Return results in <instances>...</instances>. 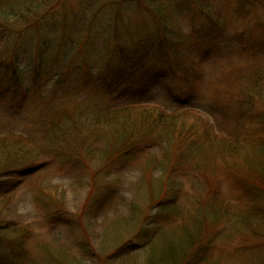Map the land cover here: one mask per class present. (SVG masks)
Masks as SVG:
<instances>
[{
	"label": "rangeland",
	"instance_id": "1",
	"mask_svg": "<svg viewBox=\"0 0 264 264\" xmlns=\"http://www.w3.org/2000/svg\"><path fill=\"white\" fill-rule=\"evenodd\" d=\"M263 54L264 0H0V264H264Z\"/></svg>",
	"mask_w": 264,
	"mask_h": 264
},
{
	"label": "trees",
	"instance_id": "2",
	"mask_svg": "<svg viewBox=\"0 0 264 264\" xmlns=\"http://www.w3.org/2000/svg\"><path fill=\"white\" fill-rule=\"evenodd\" d=\"M157 9H158V7H157ZM156 12L158 15L160 14V16H162V17H165V14L167 13V12H165L164 7L159 8ZM170 17H171V14H170ZM173 21H175V20H173ZM241 72H243L245 75H249L246 78L250 82V85L252 83L256 87V93H263L264 92V86L261 85L260 82L258 83L259 78L261 76L264 77V56L259 61L255 62V63L247 64L244 67H242ZM114 109H115V111H112L108 114H103V113H101V114L99 113V114L102 115L106 119L112 118V117H118L121 115L129 116L130 119L135 120L134 124H133L134 126H136V125L143 126L142 123L144 125H148V127L144 128L142 130V132L145 133V135H148V136H145V138L147 140L158 139L163 144L169 143L171 141V137L174 134L170 128V125L176 126L177 123L178 124L183 123L186 126V124H188L187 121L190 119L201 120V117H200V115L197 114L198 112L196 109H192V110H189L186 112L173 113V114L166 113L161 107L149 106V105L141 106L138 108L133 107V106H122L121 108L115 107ZM159 125H161L163 127L162 133L163 132L164 133L157 136L159 138H154L153 137L154 130H156ZM153 126H155L156 129H154ZM189 127H191V126H188L185 130H187ZM148 128L151 129L150 132L146 131ZM180 132H182V130ZM125 133H127V132H125ZM182 135H183V133H182ZM30 139L35 140V141H40V138H37V139L30 138ZM216 139H218V137ZM0 142H1V140H0ZM46 143H47V140H46ZM25 144L27 146H30L32 144L37 145L36 143H32V142L31 143H25ZM38 146L40 147V144H38ZM195 146H197L201 150H204V148H205V146L201 147V145H199V144L195 145ZM129 150H132V149H130V147H129V149L125 148L124 152H128ZM107 152H108V150H107ZM173 162H174V160H172L170 158L165 159V157H164V160L157 163L156 165H157L158 169L169 173V172H172V170H173ZM182 250L184 252V248L181 247L180 252ZM178 257H179V255L176 256L175 258H178Z\"/></svg>",
	"mask_w": 264,
	"mask_h": 264
}]
</instances>
